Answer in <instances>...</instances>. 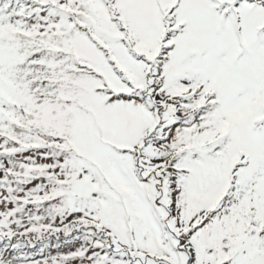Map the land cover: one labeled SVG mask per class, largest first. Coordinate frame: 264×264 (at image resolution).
Instances as JSON below:
<instances>
[{"label":"snow or ice","instance_id":"snow-or-ice-1","mask_svg":"<svg viewBox=\"0 0 264 264\" xmlns=\"http://www.w3.org/2000/svg\"><path fill=\"white\" fill-rule=\"evenodd\" d=\"M0 264H264V0H0Z\"/></svg>","mask_w":264,"mask_h":264}]
</instances>
